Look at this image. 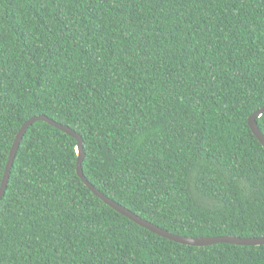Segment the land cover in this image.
Here are the masks:
<instances>
[{
  "label": "trees",
  "instance_id": "16d2710c",
  "mask_svg": "<svg viewBox=\"0 0 264 264\" xmlns=\"http://www.w3.org/2000/svg\"><path fill=\"white\" fill-rule=\"evenodd\" d=\"M264 0H0V184L34 115L83 139L85 178L187 237L264 236ZM264 135V112L256 118ZM77 139L35 121L0 199V264H264V244L193 246L114 210Z\"/></svg>",
  "mask_w": 264,
  "mask_h": 264
},
{
  "label": "water",
  "instance_id": "95a60500",
  "mask_svg": "<svg viewBox=\"0 0 264 264\" xmlns=\"http://www.w3.org/2000/svg\"><path fill=\"white\" fill-rule=\"evenodd\" d=\"M264 112V105L260 107L259 109L255 110L249 117H248V124L250 126V129L252 133L257 137L259 142L264 147V135L262 131L259 129L256 118L259 117ZM45 121L48 124L59 128L60 130L66 132L67 134L75 137L77 139V164H76V171L78 176L83 180L84 184L101 200L104 201L107 205L111 206L114 210L117 212L123 214L124 216L128 217L130 220L134 221L138 225L150 230L151 232L171 239L175 242L186 244V245H193V246H207L212 245L215 243H233V244H239V245H262L264 244V236L262 237H238L234 235H217V236H206V237H187L183 235H178L171 233L170 231L166 229H162L161 227L155 225L154 223L140 217L139 215L135 214L131 210L127 209L123 205L119 204L118 202L114 201L113 199L107 197L104 193H102L99 189L94 187L84 176L83 170H82V161L84 157V153L82 151V144L83 139L80 134L76 133L71 127L68 125L62 124L60 122L55 121L52 118H49L48 116L44 114L34 115L27 119L18 130L15 139L12 143L9 156L5 165L4 174L1 180L0 184V199L3 197L7 182L10 176L11 168L13 166L14 158L18 149V146L20 144V141L27 130V128L34 123L35 121Z\"/></svg>",
  "mask_w": 264,
  "mask_h": 264
}]
</instances>
